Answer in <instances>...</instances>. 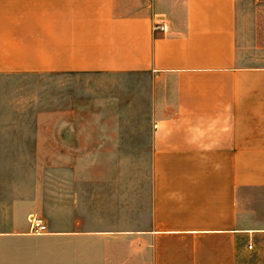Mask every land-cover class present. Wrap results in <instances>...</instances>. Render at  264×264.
I'll use <instances>...</instances> for the list:
<instances>
[{
	"label": "crops",
	"instance_id": "crops-1",
	"mask_svg": "<svg viewBox=\"0 0 264 264\" xmlns=\"http://www.w3.org/2000/svg\"><path fill=\"white\" fill-rule=\"evenodd\" d=\"M0 74L150 78L87 160L86 128L0 126V264H264V0H0Z\"/></svg>",
	"mask_w": 264,
	"mask_h": 264
},
{
	"label": "rangeland",
	"instance_id": "rangeland-1",
	"mask_svg": "<svg viewBox=\"0 0 264 264\" xmlns=\"http://www.w3.org/2000/svg\"><path fill=\"white\" fill-rule=\"evenodd\" d=\"M149 80L148 76L141 77L139 74L130 82L119 77L97 78L94 74L76 78L65 75L0 74V126L48 125L57 129L76 125L86 128L87 132L74 135L85 138L83 157L87 160L90 156H96V132L89 131L96 128V124L145 126L150 123L149 104L141 97L142 87ZM104 97L108 101H103ZM114 111L118 117H109V113ZM55 135L60 139L68 137L63 132L53 133ZM69 167L83 169L86 174L96 172V165L87 163L74 166L53 164L54 176L66 174ZM86 191H92L91 187ZM89 195L86 192V197ZM90 207L93 206H85ZM85 254V264H96L95 241H86Z\"/></svg>",
	"mask_w": 264,
	"mask_h": 264
},
{
	"label": "built area",
	"instance_id": "built-area-1",
	"mask_svg": "<svg viewBox=\"0 0 264 264\" xmlns=\"http://www.w3.org/2000/svg\"><path fill=\"white\" fill-rule=\"evenodd\" d=\"M156 29L161 31H166V25L164 22H159L156 24ZM32 231L37 234H42L48 231V226L43 222V220L38 218H31L30 220Z\"/></svg>",
	"mask_w": 264,
	"mask_h": 264
}]
</instances>
